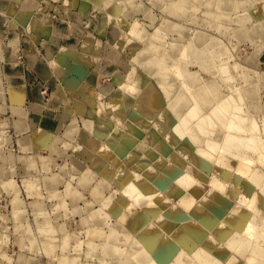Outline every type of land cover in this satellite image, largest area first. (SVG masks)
Masks as SVG:
<instances>
[{"label": "rangeland", "instance_id": "rangeland-1", "mask_svg": "<svg viewBox=\"0 0 264 264\" xmlns=\"http://www.w3.org/2000/svg\"><path fill=\"white\" fill-rule=\"evenodd\" d=\"M82 1L90 2L87 3V8L91 9L93 7L92 3L95 4L98 0ZM101 1H103V7L100 6V2L96 3L100 5L92 8L94 10L89 11L88 16L85 17H80L77 14L59 15L57 12L62 10V3H54L53 0H23L20 4L24 10L30 11L33 9L31 18L28 17L27 21L29 24L34 25L33 20L35 19L42 27L41 30L50 29L55 20L58 19L67 24L72 25V23H75L78 27L79 25L92 26L94 29L107 24L106 28L109 27L110 33L109 40H106V42L104 40V43L102 42L100 45V57L103 58H100V60L103 63H99L100 65L97 66L98 68L102 66V70L100 69L96 71V74L90 76V80L93 81L91 87L86 85L84 88L85 98L91 99L92 103L89 116H81L79 118L80 124H76L74 129L69 128L64 132L62 125V128L60 126L58 131L59 133L64 132V137L72 134V131H75L78 135L65 140L62 138V141H65L63 145L52 141L48 147L47 152L49 153L47 155L34 152L32 141L27 135H23L18 144L23 152L19 155L24 169L22 172L30 174L35 170L37 164L41 163L43 173L52 172L55 167L67 173L69 168L68 154L71 153L67 151L68 146L72 147L77 143L74 145V149L76 153L81 155L82 151L80 149L85 141L90 149L91 156H94L93 165L100 170L103 177L102 183L108 192L98 205L89 193L80 188L77 196L70 198L73 199V202L70 201L68 195L64 199L65 203L62 201L51 205L52 217L47 218L49 224L46 226L37 224L39 222L43 223L44 218L35 219L30 206L39 198L45 199V193L42 191L43 185H41L42 179L40 180L41 176L33 175L31 179L24 181L23 186L28 192L16 186L15 178L6 181L5 187L8 189L6 190L1 186L4 180L0 178V264H140L137 261L139 249H152L161 236L167 234L170 236L173 230L179 231L185 223L196 220L195 216L190 215L189 208L196 209L197 214L198 211L202 210L203 212L205 208L204 213H202L203 219L209 220L210 217H213L210 208L200 206L199 199L193 198V202L190 203L188 208L182 205L176 191H169L168 185L173 184V176L178 173H188L207 189H219V192L234 205L233 209L232 207L223 208L225 209L224 216L236 214L237 218L223 223L221 218L215 217L205 229V238L209 237L211 240L218 239V241H222L215 234L219 226H227L237 231V235L241 237L242 230H245L248 223H255L259 226L260 223L264 222V201L250 204L253 188H262L264 184V175L263 180L261 178L260 181H255L251 177L253 171L257 168L264 170V162L259 161L262 160L259 154L264 153V150L256 152L252 149L249 150L247 147L240 149L242 153H246V156H251V159L254 160L251 165H247L249 162L246 163L247 160L243 161L241 158L234 160L236 163L233 162V165H228L214 157L211 159L210 164L212 165L205 168L195 158L198 154L196 152L198 151L197 147H201L200 143L203 142L201 144H204V141L210 138L209 134H207V136L209 135L208 138L203 136V138L205 137L204 141L197 142L194 148H188L184 146L181 135L179 137L176 133H173L172 124L165 123L170 130L168 127L167 129L161 127L159 122L166 120L161 111L155 110L151 113H143L138 119L133 114L136 103L145 87L151 85L155 90L150 89L161 93L168 108L172 109L176 104V100L185 92L186 95L188 94L187 97H192L197 87L195 86L196 80L193 81L190 77L192 75L197 77L198 75L196 79H199V83L214 82L220 95H233L238 99L242 113L249 118H255L263 128L264 0ZM37 7L41 10H38ZM34 10H36L35 12H42L39 17ZM12 21L10 26L15 23L13 19ZM135 22H137L136 25H134ZM114 23L123 24L124 29H112L110 26H113ZM37 27H39L38 24ZM156 33L161 36L156 37ZM90 34L96 35V38L101 35L99 31ZM120 40L124 42H121L122 44L118 43ZM12 42L15 44L17 38L13 39ZM138 43L139 45H137ZM149 44H155L154 47L151 45L153 49H150ZM127 46L133 48L130 50ZM199 49L204 52V60L194 53V50ZM15 50L12 59L17 62L21 57L17 49ZM63 50L59 57V62H61L59 65L62 69L67 70L69 68L77 71L75 65H70L72 61L71 51L68 48ZM183 51L185 55L181 53ZM152 59H156L160 63L153 62ZM203 61H205V64ZM226 61L228 74L232 76L231 81L228 80L227 73L224 74L225 71L224 73L220 72L223 62ZM206 63H209V65ZM56 64L55 62L54 65ZM181 65H184L186 73H188L181 74L183 77L178 75L180 73L172 71L174 66L180 67ZM186 76L190 80L186 78L185 81ZM221 78L223 79L221 80ZM184 84L188 86V89ZM189 87L191 90H189ZM41 88L43 92L42 99H44L42 108L44 110L47 104L49 105L50 96L53 92L50 89L47 90L45 85ZM59 88L62 90L64 99ZM68 89L66 80L60 77L57 92L59 91L61 98L59 97V102L54 103L53 107L48 106V109L49 107L52 108V110H49L51 117L63 119L62 123H67V110L77 109V107H73L71 94L73 96V93L77 94L79 92V85H73V88ZM252 89L254 90L252 91ZM4 98L5 91L0 90V100L4 101ZM115 99H119V101ZM121 100L124 101V105L120 103ZM214 101L215 97H213ZM120 104L122 105L120 106ZM67 105L69 108H67ZM122 106V115L120 113L115 115L116 108ZM188 106L189 102H185L183 105L174 107L175 116L180 117L185 114ZM114 107L116 110H114ZM204 107L203 112L209 111L207 106ZM33 108L32 105L31 109L33 110ZM36 110H38V107ZM43 112L46 114V111ZM69 116L73 117L70 123H78V115L74 111ZM7 122L9 123L8 115L1 109L0 124ZM116 128L123 129L125 134L136 141L135 145L128 150L131 152L130 155L127 152L126 158L125 156L120 157L121 155L118 154L113 157L107 152V149L112 146L107 147L105 142L107 141L106 143L110 145L111 142L108 143L109 137ZM80 132L86 133V138L82 136L83 142L77 140ZM153 132L158 135L159 142H154L147 137ZM262 133L261 136L264 138V131ZM2 135H4V131L0 127V151L6 146L1 139ZM95 135L102 138L99 141H101L102 146H106L105 148L102 147L99 150V145L97 144V146V142L95 143L92 138ZM87 136H90V138ZM220 136L221 132L215 131L211 135V139L213 137L218 139ZM7 148L12 149L10 151H15V146ZM133 152L138 154L136 155L140 157V162L144 163L147 160L148 166L145 169L136 171L134 165L130 164V161H128L130 163L127 162L128 155L131 157V155H134ZM56 157L61 159L63 157V162H57ZM115 159L119 164L116 163ZM83 166L81 169H85L86 166ZM77 170L79 169H75V171ZM199 173L201 174L199 175ZM68 176L72 180L76 178L75 174L72 173ZM152 177L153 182L150 180ZM128 180H134L137 183L138 190L142 194L144 193L142 198H147V202H149L147 193H151V191L158 193L161 198H165L163 205H168V208L166 206L168 211L156 209V211L150 213L146 208L148 203L145 204V199L144 203L140 199V203L123 186L124 181ZM213 180H217L221 186L218 188L216 185L215 188ZM13 183L14 185H12ZM31 184H34L38 189L36 193L32 191ZM53 185L50 184L49 187H53ZM106 197H110L108 199L109 205L103 203ZM66 203L67 207L65 206ZM83 206L89 208L84 211ZM240 208L245 211L241 216L237 215ZM185 219H187V222ZM37 226L41 238H38ZM147 228L153 230L150 242H147L144 237ZM213 235L216 237L214 238ZM243 236L247 235L243 233ZM259 237L258 240H256L257 238L253 239L255 240L254 243L252 242V246L244 254L241 251L242 254L239 253V250L237 252L236 249L231 250L230 254L227 255L228 259H234V264L248 263L246 256L251 254L252 247L258 250L264 248V234ZM205 238L198 241L195 238V242H191L193 250H198ZM106 247H110L112 250L106 251ZM182 252L185 255L181 256L180 253ZM227 256H220L219 260L224 262ZM177 258L185 259L187 262L190 260L189 263H192L195 259L191 256V249L184 244L179 245L177 253L172 259L177 261ZM258 262L251 264H258ZM194 264L201 263L197 261Z\"/></svg>", "mask_w": 264, "mask_h": 264}, {"label": "crops", "instance_id": "crops-1", "mask_svg": "<svg viewBox=\"0 0 264 264\" xmlns=\"http://www.w3.org/2000/svg\"><path fill=\"white\" fill-rule=\"evenodd\" d=\"M22 1L23 0H0V90L2 92L5 91L4 101L0 100V110L2 109L8 115L9 120V123L0 124L2 131H4V135H2L1 139L4 145H6L4 146L5 148L0 151V178L4 180L1 183L4 189L8 190L5 187L6 181L15 178L16 186L28 192L23 186L24 181L31 179L33 175H40L45 199L39 198L34 201L33 204L31 203L30 206L32 214L35 215V219L44 218L43 223L38 221L39 223L37 224L48 226L49 222H47V218L52 217L51 205L53 203L62 201L65 203L64 199L68 197V195L69 199L75 198L77 192H79L81 188L89 193L93 199L97 201L98 205H100L102 198L108 191L102 183L103 177L102 174H100V170L93 165L94 156H91L88 145L85 141H82V136L86 138V133L83 134L80 132L77 139L78 142L80 140L83 142V146L80 149L82 151L81 155L75 152L74 145L77 143L67 148L68 153L69 151L71 152L68 154L69 168L67 173L57 167H55V170L52 172L43 173V165L41 163L37 164L35 170L30 174L22 172L24 169L21 165L19 155L23 152L19 148V139L23 137V135L29 136L33 144L34 152L47 155L49 153L47 152L48 147L52 141H56L59 145H63L65 141L63 142L62 138L65 140L66 138H74L78 135H76L75 131H72V134H70L71 136L64 137V132L69 128L74 129L76 124L79 125L81 122L79 118L81 116H89L92 103L91 99L85 98L86 93L84 92V88L86 85L91 87L93 81L90 80V76L96 74V71L102 70V66L101 68L97 66L103 63L102 60H100V58H102L100 57V45L102 42L104 43V40L105 42L109 40L110 29L109 27L106 28L107 24L101 27L98 26L94 29L92 26L79 25L78 27L75 23L71 25L70 23H65L63 20L54 19L55 23L50 29L41 30L42 27H40L39 22L35 19L33 20L34 25L37 23L39 27H37V24L34 26L28 23L27 18H31V11L33 9L30 11L24 10L20 5ZM53 1L54 3H62V10L57 13L66 16L77 14L80 17H85L88 16L89 11L91 12V10H94L92 8L100 4L102 7L104 5L103 1L98 0L95 4L92 3L93 7L90 9L87 8V3L90 2L82 0ZM99 2L100 4H96ZM37 9L41 10L39 7H37ZM36 10H34V12ZM96 11L99 12L98 9H96ZM41 13H39V11L35 12L38 17ZM8 16H10L9 19ZM12 19L15 23L13 26H10L13 22ZM112 25L113 26H110L112 29H124L122 27L123 24L114 23ZM97 31L101 33L99 36L102 38H96V35L90 34L92 32L96 33ZM16 38L17 42L13 44L12 41ZM121 42L124 41H118V43ZM137 45H139V43ZM65 48L71 51L72 61L70 65H75L77 71L70 70L69 68L67 70L62 69L59 65L61 64V62H59V57ZM132 48H130V50ZM15 49H17L21 57L17 62H14L12 59V55L14 51H16ZM55 62L57 63L56 65H54ZM103 67L105 66L103 65ZM104 70L106 69L104 68ZM60 77L66 80L69 89L73 88V85H79V92L77 94L73 93V96L71 94L73 107H77V109L73 111L78 115V123H70L73 118L69 116L72 115V110H67V123H62L63 119L58 117H51L52 115L49 110H52V108L50 109L49 107L48 109V106L50 105L53 107L54 103L59 102V97L61 98V96L64 99V95L60 88L61 96L58 93L59 91L57 92L58 79ZM36 81L40 82L37 83ZM44 85L47 90H52L53 94L50 96L49 105L47 104L46 108L43 110L42 104L44 103V99H42L43 92L41 87ZM63 92L65 94L64 90ZM32 105L34 107L33 110L31 109ZM37 107L38 110H36ZM67 108H69L68 105ZM43 111H46V114H44ZM60 126L64 129V132H58ZM95 136H92V138L95 143L97 142L96 145L98 144L99 146H97L99 150H101L102 145L99 140H102V138ZM87 137L90 138V136ZM13 146H15V151H10L12 149L7 148ZM63 160V157L62 159L56 157L57 162L62 163ZM83 165L86 166L85 169H81L84 167ZM75 169L79 170L75 171ZM71 173L76 176L74 180L68 176ZM19 180L22 184L19 183ZM50 184H54L53 187H49ZM70 201L73 202V199H70ZM65 206L67 207V203ZM83 208L84 211H86L89 207L83 206ZM23 219L25 220L26 218ZM38 238H41L40 233L38 234Z\"/></svg>", "mask_w": 264, "mask_h": 264}, {"label": "bare ground", "instance_id": "bare-ground-1", "mask_svg": "<svg viewBox=\"0 0 264 264\" xmlns=\"http://www.w3.org/2000/svg\"><path fill=\"white\" fill-rule=\"evenodd\" d=\"M136 24L137 22H135L134 25ZM222 30L225 31L226 29H222ZM155 35L156 37L161 36L159 33H156ZM210 42L212 41L210 40ZM151 45L153 47L155 46V44H151ZM151 45L149 44V47L150 49H153ZM181 53L185 55L184 51ZM194 53H196L203 60L205 59V57L203 58L204 52L202 50L200 49L194 50ZM152 61L155 62L157 60L152 59ZM204 62L205 61H203V63ZM226 64H227V61L223 62L222 64L223 66L220 72L224 73L225 71L224 74L226 75L227 73L228 75L227 78L228 80L230 79L229 81H231L232 76L231 74H228V67L226 66ZM207 65H209V63ZM172 71L180 73L178 75H181L183 73L185 75V73L187 72L184 65L183 66L181 65L180 67L174 66V70ZM187 76L185 77V81H186V78H188ZM192 77L190 78L193 81L196 80L195 86L197 87L192 97L190 96L187 97L188 94L186 95V92H185L184 93L185 95L184 94L181 95L176 100V104L174 106L176 108L178 105L180 106V105H183L185 102L186 103L189 102V106L185 114H183L180 117H176L174 113V107L172 109L168 108V106L166 105V102L162 98L161 93L154 91L155 89L152 88L150 85V87H145L146 90L144 89L143 92L140 94V97L138 100L139 102L137 101L136 107L134 109V113H133L134 117L138 119L141 117L143 113H146V112L151 113L155 110L161 111L163 115L166 117V120L164 122H159L161 127L162 128L166 127L167 129L168 126H166L165 123L168 122L169 124H172L171 127L174 130L173 133L174 134L176 133L178 136L181 135V138L184 141L183 142L184 146H187L188 148H191V147L194 148L197 142L199 143L201 141H204L205 137L203 138V136H206L208 138V136L210 135V138L204 141L205 142L204 144H201L203 142L200 143L201 147L200 146L197 147L198 151L196 152L198 154L196 155L195 159L202 167L206 168L212 165L210 163H211V159L214 157H217L218 161L223 162L228 165H233L232 163L235 162L234 160H237L239 158L243 159V161L247 160L246 163L249 162L247 165H251V163L254 160L251 159V156H246V153L245 154L242 153L240 149L242 147L243 148L247 147L249 150L252 149L253 151H256V152L264 150V138L261 136V134H263L262 132L264 131V121H263V128H261L262 126L258 124L255 118H249L248 116H245L242 113L239 107L238 99H236L233 95H220L218 91V87L214 82L213 83H209V82L199 83V79H196L198 75L197 77L196 76L193 78ZM222 79L223 78H221V80ZM226 79L224 80L225 82H226ZM185 81L183 82L186 83ZM186 85L184 84V86L187 87L188 89V86ZM189 90H191L190 87H189ZM253 90L254 89H252V91ZM248 92L250 93V89ZM249 95L251 96V94ZM246 96L248 97V95ZM213 97H215L214 102H213ZM115 100L119 101V99H115ZM120 103L123 104L124 101L121 100ZM122 104H120V106ZM114 106L116 105L114 104ZM204 106H207L209 111L206 110V112H203L205 108ZM116 109L114 107V110H116L114 111L116 113L115 115H117V113H120L122 115L123 106L121 108L117 107ZM215 131L221 132V136L219 138L217 137L218 139H216L215 137L211 139L212 138L211 135H213ZM171 133H172V130H171ZM207 134L209 135L207 136ZM147 137L149 139H152V141L154 142H157L159 139L158 135L154 132L151 133ZM106 142L105 144L107 145V147L112 146L111 148L107 149L108 150L107 152L109 154H111L113 157H115V154H118V155H121L120 157L125 156V158L127 156L126 155L127 152H129L128 150L131 148V146L135 145L136 143L135 139L125 134V131H123V129L121 128H116L114 132L110 135L108 143L111 142L112 144L110 143V145H108ZM130 152H129V155H130ZM136 154L134 153V155H131V157L128 155L127 157L128 160L126 159L127 162L130 161L131 163L130 162L128 163L134 165V167L136 168V171L145 169L148 166L147 160L144 161V163L142 161L140 162L139 161L140 157H138L137 156L138 154L137 155ZM259 157L262 160H259V159L258 160L264 162V153L259 154ZM115 160L117 161V159ZM116 163L119 164L118 161ZM246 163L244 162L245 166H246ZM242 168L243 170H245L243 166ZM207 169H210V168H207ZM200 174L201 173H199V175ZM263 175H264V170L261 168H257L255 171H253L251 177H253L254 178L253 180L255 181L256 180L260 181ZM173 177H174L173 184L168 185L169 191H176L178 193V196L180 197L182 205H185L186 207L189 208L190 203L193 202V198H197L199 199V202H200L199 204L202 208L204 207L208 209L210 208V212L212 211L213 217H210L209 220H205L203 219L204 216L202 214L204 213L205 208L203 209V212L202 210L198 211V214H197L196 209L189 208L190 215L195 216L196 220H194V222L185 223L184 226H181L182 228H180L181 230L179 231L178 230L176 231V229L173 230L170 236H168V234L165 236H161V238L158 239V241L156 242V244L153 246L152 249L150 248L139 249V252L137 254V261L140 264H170V263L171 264H194V263H197V261H199L201 264H220L222 261V260H219L220 256H227L228 254H230L231 250L233 249L234 250L236 249L237 252L239 250V253L243 252L244 254V252H246L252 246V242L255 241L253 239L257 238L256 240H258L259 238H261L259 236L264 234V222H262L260 223L259 226H257L255 223H248L246 227L244 226L245 230H242V231L247 236L242 237L243 235L242 233L240 237L237 235L236 233L237 231L230 229L227 226L226 227L219 226L217 230L215 231V234L217 235V238L221 239L222 241L220 240L218 241V239L211 240L209 237L205 238V235H206L205 229L207 228V225H209L208 223L213 221L215 217L221 218L223 223H225V221L228 222L231 219L237 218L236 214L235 215L232 214L230 216H224L225 209L223 208L232 207L233 209L234 205L231 204L229 199H227L225 196H223L219 192L220 191L219 189H212V188H211L212 190L207 189L202 183L198 182L193 176L188 175V173L187 174L178 173L174 175ZM151 179H153V177L150 178V180ZM151 182L153 181L151 180ZM213 182H214L213 184H215L214 186L215 188H216V185L218 186V188L219 186H221V184L217 180L215 181L213 180ZM12 185H14V183ZM123 186L126 187L127 191L131 193L133 198L135 196V198H137L139 202L141 200H142L141 202L144 201L145 197L142 198L144 196V193L142 194V192L138 190L137 183L134 180L124 181ZM31 189L34 193L38 191V189L34 186V184H31ZM252 193L253 194L250 197L251 198L250 204L260 203L261 201H264V184L262 188H259V189L253 188ZM147 194H148L149 202L146 201L147 199L146 198L145 204L146 202L148 203L146 208L147 210H149L150 213L152 211H156V209L167 210L168 205H163L165 198L164 199L161 198V196L158 193H155L154 191H151V193L148 192ZM109 198L110 197H106L103 200V203L106 205L107 204L109 205L110 204L108 202ZM244 212H245L244 209L240 208L238 209L237 215L241 216ZM186 220L187 219H185V221ZM173 235H175L174 236L175 238L173 237ZM152 236H153V230H150L148 228L145 229L144 237L147 239V242H150V238ZM213 236L214 238L216 237L215 235ZM195 238H196V241L202 238H205V240L203 241V244L198 250H195V249L193 250L192 248L191 242L192 241L195 242ZM180 244H184L185 246L191 249V256L195 258L193 259L192 263H189L191 262L190 260L189 262H187L185 259L183 260L181 258H177V261L179 262H177L176 259L175 260L172 259L173 256L176 255L177 249L179 248ZM252 249H253L252 250L253 253L251 252L249 256H246L247 257L246 260L248 261V263H246V261L245 263L251 264L256 261L257 262L259 261L258 264H264V260H263L264 259V248H260L261 250L260 249L258 250L252 247ZM105 250L110 251L112 249L110 247H106ZM184 252L180 253L181 256L185 255L186 252L185 253ZM227 259H228V256H227ZM227 259H224V262L222 261L223 264H231L232 262L233 264L235 263V261H233L234 259L232 260H229L230 258L228 260Z\"/></svg>", "mask_w": 264, "mask_h": 264}]
</instances>
